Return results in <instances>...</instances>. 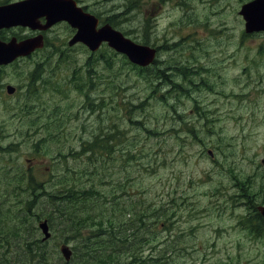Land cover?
<instances>
[{
	"label": "rangeland",
	"instance_id": "obj_1",
	"mask_svg": "<svg viewBox=\"0 0 264 264\" xmlns=\"http://www.w3.org/2000/svg\"><path fill=\"white\" fill-rule=\"evenodd\" d=\"M154 1L109 0L106 5L108 17L123 14L117 30L159 49L147 73L126 65L109 47L100 53L41 52L26 62L43 61L40 72L49 62L64 63L59 69L67 84L62 81L59 92L19 102L4 98L0 85V130L5 148L14 146L5 158L38 179H53L61 170L56 163L64 164L55 161L56 153L74 166L76 152L93 133L120 129L119 149L130 151L132 159L123 168L128 195L171 208V221L150 223L145 255L166 258L167 264H264V242L240 225L245 189L264 204V33L245 32L240 11L249 0ZM133 5L136 11L124 16ZM108 53L117 54L111 69L95 61ZM182 65L197 69L189 79L195 85L179 73ZM29 67L1 72L0 83L20 84ZM157 69L181 88L157 80ZM128 106L132 116L124 109ZM23 111L29 116L21 118ZM44 134H50L42 139L46 151L35 154L30 138ZM235 174L246 181L243 189ZM170 244L175 252L164 255Z\"/></svg>",
	"mask_w": 264,
	"mask_h": 264
},
{
	"label": "trees",
	"instance_id": "obj_2",
	"mask_svg": "<svg viewBox=\"0 0 264 264\" xmlns=\"http://www.w3.org/2000/svg\"><path fill=\"white\" fill-rule=\"evenodd\" d=\"M126 9L124 16L136 11L134 5ZM122 16H115L114 21L109 23L117 27L121 22L117 18ZM193 39L197 41L195 37ZM144 45L151 44L145 42ZM177 46L173 50L178 49ZM113 56L117 54L100 55L95 61L105 62L111 69ZM122 60L126 65H132L125 56ZM94 65V62L88 63L89 68ZM132 66L144 74L153 65L144 69ZM194 70L190 65H182L178 69L184 80L188 78L192 84L189 79L193 78ZM156 76L160 82L173 85L177 90L181 88L169 79L172 76L160 69H157ZM149 78L152 76L146 79L149 81ZM170 108L173 110V105ZM124 109L132 116L130 106ZM140 109H143V104ZM111 130L114 133L100 130L92 134L91 141L83 142L75 154L74 166H70V161L63 155L56 153L55 161H63L64 164L56 163L61 170L49 180L38 179L26 166L6 160L9 152L14 151V146L5 148L4 133L0 130V264H167L166 258L155 257L151 253L145 255L144 248L150 244L146 236L150 223L158 225L163 219L164 222L171 221V208L167 207L168 204L160 207H156L155 203L143 204L139 197L128 195L124 183L128 177L124 175L126 170L123 168L125 162L132 160L131 152L119 149L123 132L117 128ZM150 130L146 131L158 134L157 130L153 133ZM40 135L31 142L35 154L46 151L42 139L50 134ZM128 145L131 147V142ZM234 176L243 189L246 181L237 174ZM245 192L256 194L246 189ZM241 194H244L243 190ZM173 204L177 206L176 202ZM141 207L143 212L139 211ZM44 220L48 221L53 233L49 240H44L39 228ZM240 225L247 226L244 221ZM163 226L166 228L167 225ZM252 231L257 235L263 232L262 228ZM64 244L72 245L73 257L69 262L60 252ZM175 248L174 244L166 245L162 252L164 255L174 253Z\"/></svg>",
	"mask_w": 264,
	"mask_h": 264
},
{
	"label": "flooded vegetation",
	"instance_id": "obj_3",
	"mask_svg": "<svg viewBox=\"0 0 264 264\" xmlns=\"http://www.w3.org/2000/svg\"><path fill=\"white\" fill-rule=\"evenodd\" d=\"M34 0H2L0 1V7L11 6L15 4H27L33 2ZM64 2H69L76 7L74 10H80L86 15L94 16L98 20L97 30L103 28L106 25H111L109 22L114 21L115 16L108 17V8L106 5L109 0H62ZM112 1V0H111ZM118 1V0H114ZM177 3H183L184 0H174ZM255 0H249L246 4L251 3ZM117 3V2H116ZM155 4H159V0L154 1ZM171 3L173 4L172 0ZM33 4V3H32ZM186 4V3H185ZM28 6V5H26ZM34 7V8H33ZM25 14H31L33 19H30L29 22L25 25L14 26L11 28H5L0 30V42L4 44H10L11 42H16L17 44H22L27 41H36L42 45L41 48H37L33 54L26 58H19L9 65L0 66V73L9 69L15 68L17 66L30 64L28 69L23 73L22 82L20 84L4 82L0 83L2 86V91L4 92V98L20 99L19 102H25L26 100L42 99L46 94H51L59 92V84L63 81L67 84L64 79V74L60 72V66H66L64 63L59 62H49L46 64L45 68L41 71V66L44 63L42 62H32L27 63L26 60L32 59L36 54L45 52L51 54H58L64 52H72L79 49H86L89 52H92L87 45L81 42L71 44L74 37L77 34V29L74 28L66 20H61L53 24H49L47 16L40 15L41 10L35 8L34 4L32 7H27L24 9ZM34 12V13H33ZM43 14V12H42ZM35 17V18H34ZM111 19V20H110ZM114 28V27H113ZM117 30V29H116ZM259 33H253L248 35H254ZM150 46L155 48L159 54V49L154 47L152 41ZM109 46L103 44L99 53L102 50L107 49ZM95 52V53H98ZM10 88L13 89V92H10ZM63 88L67 89V85H64ZM20 107V104L17 105ZM23 116L21 118L28 117L29 115L23 111ZM33 140V138H30ZM246 204V214L241 216V222L244 221L247 226L244 227V231L254 239H262L264 242V217L259 212V207H263L264 204H260V199L257 194L248 195L246 194L243 198ZM263 202V201H262ZM240 222V223H241ZM262 228L263 232L260 235L253 233L252 230H258Z\"/></svg>",
	"mask_w": 264,
	"mask_h": 264
},
{
	"label": "water",
	"instance_id": "obj_4",
	"mask_svg": "<svg viewBox=\"0 0 264 264\" xmlns=\"http://www.w3.org/2000/svg\"><path fill=\"white\" fill-rule=\"evenodd\" d=\"M32 3L35 8L41 10L40 15L47 16L49 24L66 20L78 30L71 42L72 45L81 42L87 45L92 52H97L104 43H108L114 51L126 56L132 64L142 68L152 65L156 60L157 50L155 48L137 44L110 25L97 30L98 20L94 16L74 10L76 7L73 4L74 8L69 2L62 0H34L27 4L0 7V30L25 25L27 21L33 19V16L30 18L31 14H25L24 10L28 6L32 7ZM240 15L245 21L247 34L264 32V0H255L243 5ZM41 47L42 45L36 41H27L22 44L0 42V66L9 65L21 57H28ZM10 92H13L12 88H10ZM259 212L264 217V206L259 207ZM39 228L44 235V240L51 239L52 232L48 221H42ZM60 252L67 262L73 257V250L69 245L61 246Z\"/></svg>",
	"mask_w": 264,
	"mask_h": 264
}]
</instances>
